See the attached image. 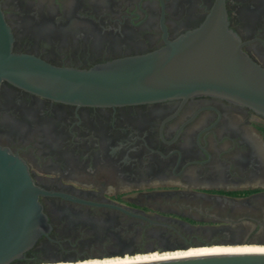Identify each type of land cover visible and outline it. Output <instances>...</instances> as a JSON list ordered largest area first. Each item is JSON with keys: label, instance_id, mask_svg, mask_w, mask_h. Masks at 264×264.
Masks as SVG:
<instances>
[{"label": "flooded vegetation", "instance_id": "obj_1", "mask_svg": "<svg viewBox=\"0 0 264 264\" xmlns=\"http://www.w3.org/2000/svg\"><path fill=\"white\" fill-rule=\"evenodd\" d=\"M217 1L0 3L15 52L89 68L177 39ZM225 4L243 50L264 68V0ZM0 145L48 192L53 230L29 261L264 243V117L217 95L76 105L4 81Z\"/></svg>", "mask_w": 264, "mask_h": 264}, {"label": "water", "instance_id": "obj_2", "mask_svg": "<svg viewBox=\"0 0 264 264\" xmlns=\"http://www.w3.org/2000/svg\"><path fill=\"white\" fill-rule=\"evenodd\" d=\"M14 36L0 3V86L7 81L55 101L92 106L162 101L214 94L249 107L264 117V68L242 48L229 26L225 0H218L194 30L140 54L114 58L89 68L61 66L13 50ZM28 164L0 145V264H41L79 260L29 261L28 254L49 237L53 225ZM203 244L165 251L186 250ZM158 250L148 251L154 252ZM135 252L123 253L136 255ZM123 264H264V251L223 252Z\"/></svg>", "mask_w": 264, "mask_h": 264}, {"label": "bare ground", "instance_id": "obj_3", "mask_svg": "<svg viewBox=\"0 0 264 264\" xmlns=\"http://www.w3.org/2000/svg\"><path fill=\"white\" fill-rule=\"evenodd\" d=\"M247 246V247H246ZM260 247V248H249ZM249 251H264V245H212V246H202V247H191L186 250H176V251H165V252H148L139 253L136 255H126V256H115L104 259H87L78 262H59V263H41V264H123L139 261H149L156 259H166L174 257H184L193 255H202L209 253H225V252H249Z\"/></svg>", "mask_w": 264, "mask_h": 264}, {"label": "rangeland", "instance_id": "obj_4", "mask_svg": "<svg viewBox=\"0 0 264 264\" xmlns=\"http://www.w3.org/2000/svg\"><path fill=\"white\" fill-rule=\"evenodd\" d=\"M89 248H91V246L89 245L88 248L86 250H90ZM249 248H260V247H252L250 246ZM95 251V250H94Z\"/></svg>", "mask_w": 264, "mask_h": 264}]
</instances>
